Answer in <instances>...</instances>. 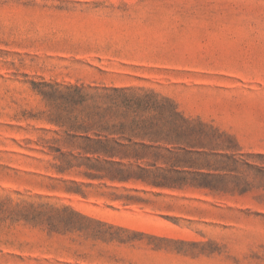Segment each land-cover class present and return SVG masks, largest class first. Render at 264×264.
<instances>
[{
	"label": "rangeland",
	"instance_id": "rangeland-1",
	"mask_svg": "<svg viewBox=\"0 0 264 264\" xmlns=\"http://www.w3.org/2000/svg\"><path fill=\"white\" fill-rule=\"evenodd\" d=\"M42 83L152 88L231 135L238 171L93 177ZM0 264H264V0H0Z\"/></svg>",
	"mask_w": 264,
	"mask_h": 264
},
{
	"label": "trees",
	"instance_id": "trees-1",
	"mask_svg": "<svg viewBox=\"0 0 264 264\" xmlns=\"http://www.w3.org/2000/svg\"><path fill=\"white\" fill-rule=\"evenodd\" d=\"M40 95L51 111L52 120L70 137L79 139V148L97 155L88 168L93 177L111 181L140 180L155 187L191 185L211 191H226L221 171L237 172L239 159L229 141L231 135L191 119L175 100L152 88L103 85L58 86L42 83ZM106 158L101 163L99 156ZM149 158L152 168L113 160ZM86 160H90L86 157ZM158 161L167 163L157 166ZM161 162V163H162ZM249 166L247 162H242ZM191 169V170H190ZM234 182L231 190L245 192V182Z\"/></svg>",
	"mask_w": 264,
	"mask_h": 264
}]
</instances>
